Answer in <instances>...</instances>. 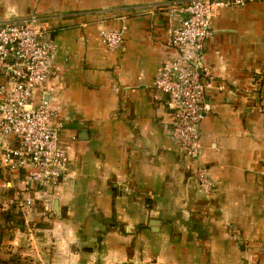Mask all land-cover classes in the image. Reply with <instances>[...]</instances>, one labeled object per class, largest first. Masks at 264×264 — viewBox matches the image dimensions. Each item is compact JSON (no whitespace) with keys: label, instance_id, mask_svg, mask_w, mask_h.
<instances>
[{"label":"crops","instance_id":"crops-1","mask_svg":"<svg viewBox=\"0 0 264 264\" xmlns=\"http://www.w3.org/2000/svg\"><path fill=\"white\" fill-rule=\"evenodd\" d=\"M186 1L70 0L33 15L54 46L34 103L63 122L58 147L69 164L45 216L40 201L22 206L24 170L0 171V198L21 213L13 243L37 264H264V0L211 20L197 163L170 138L171 112L153 88L175 55L169 32L181 16L169 11ZM122 23L121 48L107 50L98 31Z\"/></svg>","mask_w":264,"mask_h":264},{"label":"built area","instance_id":"built-area-1","mask_svg":"<svg viewBox=\"0 0 264 264\" xmlns=\"http://www.w3.org/2000/svg\"><path fill=\"white\" fill-rule=\"evenodd\" d=\"M249 1L254 0H187L169 11L181 16L169 32L168 44L175 55L162 64L153 88L165 96L171 112L170 138L192 163L202 156L200 124L209 109L207 91L213 81L204 65L211 20L218 10L243 7ZM126 32L122 23L99 30L97 38L107 50H116ZM53 51L47 28L35 18L0 22V171L24 170L22 206L31 208L35 200L40 201L45 204L42 216L50 212L48 198L69 164L68 155L58 147L63 122L54 123L57 113L45 102L34 103L35 91L51 73ZM9 138L11 146L6 145ZM195 178L199 191L209 196L213 183L208 170L198 166Z\"/></svg>","mask_w":264,"mask_h":264},{"label":"rangeland","instance_id":"rangeland-1","mask_svg":"<svg viewBox=\"0 0 264 264\" xmlns=\"http://www.w3.org/2000/svg\"><path fill=\"white\" fill-rule=\"evenodd\" d=\"M61 2L58 6L57 3ZM70 0H0V19L13 20L14 18H35L33 15L44 14L46 12H56L58 7L70 8ZM32 15V16H31ZM23 18V19H24ZM39 21V20H38ZM7 205L0 198V233H2V241L0 244V264H37L36 257L26 252L18 244H14L16 234L21 231L18 218L21 214L17 211L16 206ZM9 216L8 223L5 216ZM9 222L10 225H9Z\"/></svg>","mask_w":264,"mask_h":264},{"label":"trees","instance_id":"trees-1","mask_svg":"<svg viewBox=\"0 0 264 264\" xmlns=\"http://www.w3.org/2000/svg\"><path fill=\"white\" fill-rule=\"evenodd\" d=\"M4 219H5V221H6L7 223H8V221H11V220H9V216H8V215H6ZM10 223H11V222H9V225H10ZM2 237H3V235H2V233H0V244H1V241H2Z\"/></svg>","mask_w":264,"mask_h":264}]
</instances>
